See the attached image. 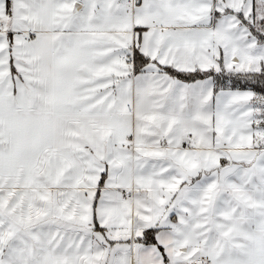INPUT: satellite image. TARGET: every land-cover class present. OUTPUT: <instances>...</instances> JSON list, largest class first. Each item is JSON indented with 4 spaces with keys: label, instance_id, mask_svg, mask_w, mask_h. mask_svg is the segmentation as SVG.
I'll return each mask as SVG.
<instances>
[{
    "label": "snow or ice",
    "instance_id": "6c2138e0",
    "mask_svg": "<svg viewBox=\"0 0 264 264\" xmlns=\"http://www.w3.org/2000/svg\"><path fill=\"white\" fill-rule=\"evenodd\" d=\"M0 264H264V0H0Z\"/></svg>",
    "mask_w": 264,
    "mask_h": 264
}]
</instances>
